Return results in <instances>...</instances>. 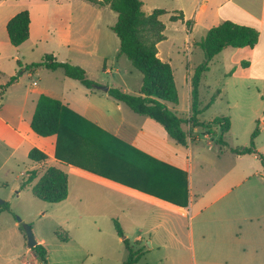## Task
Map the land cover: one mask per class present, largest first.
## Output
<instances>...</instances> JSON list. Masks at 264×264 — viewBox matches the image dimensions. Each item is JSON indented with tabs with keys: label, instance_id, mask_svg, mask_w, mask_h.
<instances>
[{
	"label": "crops",
	"instance_id": "1",
	"mask_svg": "<svg viewBox=\"0 0 264 264\" xmlns=\"http://www.w3.org/2000/svg\"><path fill=\"white\" fill-rule=\"evenodd\" d=\"M12 2L0 1V69L4 60L8 61L10 69L5 73L7 77L0 79V86L17 73L15 62L22 58L23 44L33 38L35 41L32 44L37 48L38 43L46 39L42 47L45 51L56 53L59 50L66 55L75 50L89 54L92 53L91 48L98 47L97 40L86 43L87 39H96L99 34L96 30H86V26L74 35L71 31L58 35L57 26L47 25L33 35L32 15L30 37L19 46L13 45L8 36L7 23L22 8ZM194 3L195 24L202 15L201 25L206 33L212 26L227 20L253 27L259 32L258 41L253 47L228 46L212 59V64L216 58H221L228 66L225 74L227 79L223 87L213 86L214 91L219 89L220 93L200 115L216 106L217 102H222L214 111V116L207 121L218 115L230 116L231 128L223 134L227 138V145L221 144L219 152L214 153L210 140L220 137L219 128H215V134H209L203 128L195 127L188 131V144L184 146L171 139L160 122L136 113L128 105L110 96L108 91L85 86L87 93L84 98L69 94L70 88L67 87L63 94H58L53 92V88L44 86L45 71H40L39 81H33L30 77L37 69L25 70L0 95V180L3 185L16 183L12 187L17 189L20 178L23 176V180H26L31 173L35 176V183L48 167L57 166L68 173L69 179L68 196L61 202L74 203V206L81 209L83 202H71L74 189L72 179L74 183L95 182L99 187L105 188L104 196L94 202L96 209H81L80 213H109L97 209L103 205L112 208L111 214L115 213L113 208H117L116 212L123 211L128 215L127 221L133 231L128 234V238L132 242H139L140 246L160 248L170 241L181 244L185 238L191 242L207 239L226 242L225 238L233 236L242 245L260 246L264 233V167L257 154L238 155L230 147L248 145L257 126L261 134H264V0H198ZM76 18L85 24L92 18L96 19L97 15L79 14ZM158 54L160 56V51ZM103 69L104 73L111 72L106 63ZM175 79L177 82L176 76ZM104 83L111 87L109 82ZM115 86L127 90L123 86ZM188 86L191 102V76ZM43 93L59 98L101 130H93V137L89 141L79 137L77 142L62 146L59 150L61 158H58L57 135L40 136L31 127L38 99ZM207 104L202 105L201 102V107ZM200 129L208 140L207 146L202 150H198V145L193 143L198 138ZM238 134L250 135V140L237 142ZM261 134L255 138V144L257 150L264 154V136L261 137ZM33 148L46 153L47 159L32 160L29 152ZM20 157L32 160L31 167L22 170ZM23 163H26L25 160ZM241 163V170H238ZM194 164L202 170L210 164L227 167L220 174L204 173L195 178L192 174ZM177 169L183 173L176 175ZM159 170L171 173L174 185L175 181H179L181 185L184 176L187 196L183 197L181 192H169L168 185H171V181ZM253 177H259L260 181L251 185ZM248 182L249 185L246 186ZM25 187L32 190V186ZM17 192L20 193V190ZM74 197L81 198L80 195ZM3 212L9 211H2L0 215ZM188 215L189 226L185 231L182 218ZM114 218L116 217H113V221ZM120 222L124 229V222ZM8 227L15 234L21 232L17 221L10 222ZM25 263L27 262H23Z\"/></svg>",
	"mask_w": 264,
	"mask_h": 264
},
{
	"label": "rangeland",
	"instance_id": "2",
	"mask_svg": "<svg viewBox=\"0 0 264 264\" xmlns=\"http://www.w3.org/2000/svg\"><path fill=\"white\" fill-rule=\"evenodd\" d=\"M17 3L22 10H29L34 17L33 35L49 25L57 26L58 35L61 32H72L73 35L85 29L96 30L99 34L97 38H89L87 44L97 40L98 47L92 49V53L85 54L75 50L72 54L62 51L48 52L42 47L46 39L38 43V48L32 44L34 40L23 44V55L20 61L15 62L16 74L25 72L27 65L31 62H39L47 54H52L59 60H68L74 64H79L87 70L89 76L100 85L107 81L110 85H120L126 88L127 92L140 94L143 83V74L139 71L125 54H120V39L112 30L118 18V13L111 9L110 6H96L85 0H9ZM72 1V2H69ZM143 9L146 13H151L155 8L167 10L161 15V20L165 24L164 34L166 38L158 43V50L163 60L171 63L174 75L177 78L179 90V102L174 104L167 102L170 109L182 117L188 116L190 104V90L188 86L189 77L192 76L195 68L204 62L205 52L198 44L207 34L201 25V17L194 19L196 5L194 1L198 0H142ZM21 10V11H22ZM182 11L183 20H171L172 13ZM20 12V11H19ZM73 14V16L71 15ZM79 14L97 15L91 21L85 24L78 21L76 16ZM70 17V18H69ZM93 26V27H92ZM95 27V29H94ZM57 35V36H58ZM92 45V44H91ZM62 56V58L60 57ZM67 58V59H65ZM68 58H71L68 59ZM105 63L111 72L104 73ZM86 66V67H85ZM0 79L4 80L8 69V61L4 60L1 65ZM228 66L216 58L214 64L210 62V67L202 76L200 84V100L207 104L213 97L215 91L213 86L223 87ZM44 72L43 82L47 88H53V92L63 94L64 89L70 88L69 94H75L86 98L87 88L79 81L72 79L64 73L62 69H49L40 67L37 69L31 80L39 81V73ZM28 72V71H26ZM105 80V81H102ZM176 82V83H177ZM95 84V85H96ZM109 86V85H108ZM86 91V92H85ZM120 102V101H119ZM123 103V102H121ZM125 104V103H124ZM222 102H217L216 106L208 112L200 115L201 119L206 121L214 116V111L220 107ZM175 108V109H174ZM264 119V118H262ZM186 130H192L190 123L185 124ZM261 132L258 136H260ZM264 134H261V137ZM237 142H246L250 140V135L238 134ZM224 139L227 138L224 136ZM202 129L198 133V138L193 143L198 145V150L205 147L206 142ZM212 149L218 153L221 143L217 139H212ZM244 145V144H240ZM207 146V145H206ZM226 148H224L225 150ZM217 159V158H215ZM21 169L31 167L33 164L29 158L20 157ZM25 160L26 163H23ZM30 163V164H29ZM193 166L192 174L195 178L199 175H215L225 172L226 165L210 164L205 170ZM239 164L238 170H241ZM247 168V166H244ZM254 168V166L252 165ZM252 170V169H249ZM25 180V179H24ZM23 176L17 183V189L12 187L16 183L3 185L0 180V203L7 201L14 211L3 212L0 215V264H42L39 253L36 249L27 246V233L25 224L32 225L35 238L39 243L47 248L48 264H123L128 257V250L124 243V236L129 237L133 231L129 227L128 215L123 211L116 212L113 208V214L110 213L112 208L99 207L109 213L105 214H81L84 211L94 210V202L100 196H104L105 188L99 187L95 182H75L72 179L73 194L71 202H83L81 209L75 204L69 202H46L36 197L31 188H22L24 182ZM240 180V179H239ZM260 181L259 177H253L251 185ZM20 184V185H19ZM249 185V182L246 186ZM243 189V188H242ZM20 190V193L17 192ZM80 195L81 198L74 196ZM68 205V206H67ZM83 211V212H84ZM124 212H127L124 210ZM113 217L120 218L124 223V235L117 233ZM19 218L21 220H19ZM189 215L182 218L184 223L183 230L186 231L189 226ZM17 221L20 225L21 232L13 233L8 228L10 222ZM255 223L256 220H253ZM195 225V220L193 221ZM65 231L69 239L63 241L57 231ZM138 232V231H136ZM224 241L215 239L196 240L191 242L189 239L178 244L167 242L160 248H153L144 245L145 254L141 258V264H264V233L261 236V244L257 247L242 245L235 236L225 238ZM223 240V239H222ZM132 242V240L130 239Z\"/></svg>",
	"mask_w": 264,
	"mask_h": 264
},
{
	"label": "trees",
	"instance_id": "3",
	"mask_svg": "<svg viewBox=\"0 0 264 264\" xmlns=\"http://www.w3.org/2000/svg\"><path fill=\"white\" fill-rule=\"evenodd\" d=\"M86 1L100 6L108 5L118 13L117 21L111 28L120 39V54H125L143 74L140 94L129 93L121 87L111 86L108 90L109 95L117 101L125 103L136 113L149 116L160 122L171 139L179 144L184 146L188 144L189 132L185 129V124L190 123L192 129L201 127L209 134H215V128L218 127L221 133L218 141L227 145L223 134L231 128L230 116L218 115L210 121H202L199 118L203 110L212 104L220 93L218 89L209 103L202 108L200 100L202 76L209 70L210 62L214 56L224 48L228 46L253 47L259 38L258 30L230 20L214 25L208 30L204 38L198 42L205 52V60L195 68L191 76L190 115L182 117L167 105V102L178 104L179 90L171 63L163 60L158 54V43L166 38L164 34L165 24L160 17L167 10L155 8L148 14L143 9L142 0ZM183 19L184 14L182 11H176L171 15V20L173 21ZM30 24L31 14L29 10L18 12L8 21L7 32L13 45L19 46L28 40L30 37ZM40 67H47L53 70L62 69L66 76L80 81L87 88H95L96 82L89 76L87 70L79 64H74L68 60H59L54 55L47 54L41 61L27 65V69L30 70H36ZM18 77L19 74H15L10 77L6 84L1 85L0 95ZM31 127L40 136L57 135L58 158H61L59 150L62 146L77 142L79 137L89 141L93 137V130H101L99 126L77 113L59 98L44 93L38 99ZM259 133L260 128L257 126L251 135L248 145L231 146L230 149L238 155L257 154L264 167V154L257 150L255 144V138ZM29 157L35 161H43L48 156L41 150L33 148L29 152ZM159 171L166 175L164 176L166 179L171 181V185H168L170 188L169 192H181L183 197L187 196L188 188L184 176L181 185L179 181H175L176 185H174L172 182L174 178L171 173L167 170ZM176 173V175H179V173L182 174L183 172L177 169ZM34 178V174L31 173L23 182L22 187L32 186L33 194L39 199L55 203L67 198L69 179L68 173L63 169L57 166H50L35 183ZM5 210L14 213L7 201L0 203V213ZM114 224L117 233L123 236L124 230L119 219L114 218ZM56 233L63 241L69 239L65 231L61 230ZM124 243L128 250V257L123 264H141L140 260L145 254L144 247L140 246L137 241L131 242L128 237L124 238ZM33 249H36L39 253L42 264H48L46 247L38 243Z\"/></svg>",
	"mask_w": 264,
	"mask_h": 264
},
{
	"label": "water",
	"instance_id": "4",
	"mask_svg": "<svg viewBox=\"0 0 264 264\" xmlns=\"http://www.w3.org/2000/svg\"><path fill=\"white\" fill-rule=\"evenodd\" d=\"M95 87L97 89H101L104 91H108L110 88L108 85H100V84H96ZM2 203H3V201H2ZM19 220H21V219L19 218ZM25 230L27 233V246L29 248H34L38 244V241L35 238V235H34V232L32 229V225L26 223L25 224ZM124 238H126V236H124Z\"/></svg>",
	"mask_w": 264,
	"mask_h": 264
},
{
	"label": "built area",
	"instance_id": "5",
	"mask_svg": "<svg viewBox=\"0 0 264 264\" xmlns=\"http://www.w3.org/2000/svg\"><path fill=\"white\" fill-rule=\"evenodd\" d=\"M25 264H29V263H25Z\"/></svg>",
	"mask_w": 264,
	"mask_h": 264
}]
</instances>
